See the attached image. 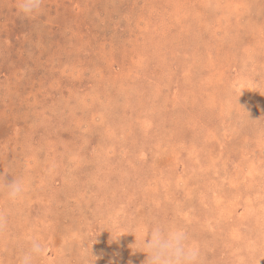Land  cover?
<instances>
[{"label": "rangeland", "instance_id": "1", "mask_svg": "<svg viewBox=\"0 0 264 264\" xmlns=\"http://www.w3.org/2000/svg\"><path fill=\"white\" fill-rule=\"evenodd\" d=\"M154 223L264 264V0H0V264H145Z\"/></svg>", "mask_w": 264, "mask_h": 264}, {"label": "clouds", "instance_id": "2", "mask_svg": "<svg viewBox=\"0 0 264 264\" xmlns=\"http://www.w3.org/2000/svg\"><path fill=\"white\" fill-rule=\"evenodd\" d=\"M43 0H18V7L25 16L38 13ZM9 200L21 199L26 191L23 178L14 179L5 185ZM147 249L145 264H200L201 253L192 242L188 232L178 226L154 223L144 240ZM43 246L32 241L30 247L22 254L19 264H34L35 259L42 255Z\"/></svg>", "mask_w": 264, "mask_h": 264}]
</instances>
